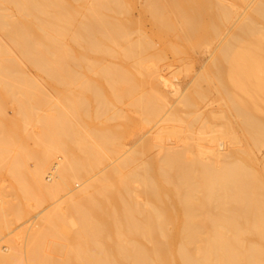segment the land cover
I'll return each instance as SVG.
<instances>
[{
  "label": "bare ground",
  "instance_id": "obj_1",
  "mask_svg": "<svg viewBox=\"0 0 264 264\" xmlns=\"http://www.w3.org/2000/svg\"><path fill=\"white\" fill-rule=\"evenodd\" d=\"M132 1L0 0V97L19 116L0 145L23 153L29 134L41 148L25 157L38 160L31 183L10 165L24 199L40 207L122 155L53 203L22 246H1L0 264H264V0L236 21L237 0H141L139 19L173 57L233 27L185 88L157 70ZM127 111L157 127L136 150ZM50 151L63 157L53 179Z\"/></svg>",
  "mask_w": 264,
  "mask_h": 264
},
{
  "label": "rangeland",
  "instance_id": "obj_2",
  "mask_svg": "<svg viewBox=\"0 0 264 264\" xmlns=\"http://www.w3.org/2000/svg\"><path fill=\"white\" fill-rule=\"evenodd\" d=\"M134 1V2H133ZM132 2V10H133V13H132V15L134 16L133 17V19L135 20V22H137V20H139V21H141V20H143V21H145L144 22V26L146 25V27H144V26H142L143 24H142V22H141V24L142 25H140V26H142V28H143V30H144V32L146 33V32H148L147 34H148V36H149V38H150V41L152 42V44L153 45H155V44H157L158 45V47H157V45H155V46H153L154 48H153V51L155 52V55H154V59H157V58H159L160 59V61H161V58H162V55H164L165 53V55L166 56H163V58H164V60L162 61V62H160L158 59L156 60L160 65L159 66H161L160 68H157V70H162L163 72H161V70L159 71V73L160 74H162V75H164L166 78H168V79H174L175 78V76L177 77V79L181 82V83H183V84H181V86L183 87V88H185L186 86H188L190 83H191V81H192V79H193V81H194V78H195V75H196V77L198 76L196 73H198L199 75H200V73L199 72H203V70L202 69H205V68H203V66L204 67H206V64H209V62H211V60H212V54L214 53V51H215V53H216V46L218 45H221V44H218V42L220 43V41H221V43H222V39L226 36V34H228L230 31H229V28H231L230 26H229V28H227V27H225L226 28V31L224 30V34H225V32H226V34L224 35L223 33L221 34V38L219 37L218 39H215V40H213V41H215V42H213V41H211V44L209 43V44H207V45H205V46H203V47H201V48H199L198 50H199V52H196L197 51V49L196 50H191V51H188L187 53L189 54V57H187L188 56V54L187 53H184L183 55L182 54H180V56H178L177 54H175L174 53V56H178V57H173L172 56V54H171V52L169 51L168 52V48H163V42L162 43H158V41H160V39L158 38V36L157 35H154L155 36V38H154V36H152V32L151 31H149V30H154V26H153V24L151 25V23H150V20H147V22H146V20H144V18H142L141 20L139 19V17L141 18L142 17V15L140 16V11L142 10V1L141 0H133ZM138 1V2H137ZM238 1H239V3H238ZM245 2H246V0H244ZM244 1H240V0H237V2H236V4L238 5L236 8L239 10V9H241V11H242V9H243V12L246 10V11H248V7H249V5L252 3V2H254V1H252L251 3L249 2L250 0H248L247 2L249 3V4H247V2H246V4H245V2ZM242 2V3H241ZM244 2V3H243ZM138 3H140V5L138 4ZM138 4V5H137ZM245 5V6H244ZM248 5V6H247ZM239 6H241V7H239ZM251 6V5H250ZM247 7V8H246ZM235 8V9H236ZM233 10V12H232V14H231V16L233 17L232 19H233V21H236V19L240 16V15H238V13H240V14H242L243 12H240V10L236 13V11L237 10ZM139 12H138V11ZM232 11V10H231ZM235 11V12H234ZM139 13V14H138ZM141 13H142V11H141ZM233 13H235V14H237V17H236V15L235 14H233ZM236 18H235V17ZM138 17V19H135V18H137ZM149 21V22H148ZM136 27H137V25H136ZM135 27V29L137 30L138 28H139V26L136 28ZM141 27H140V29H142ZM224 28V29H225ZM149 29V30H148ZM232 29H233V27L231 28V31H232ZM143 30H142V32H143ZM228 30V31H227ZM138 31V30H137ZM137 31H135L136 33L134 34L135 36H134V38L136 39V38H138V36H136V34H138L139 32H137ZM154 32V31H153ZM155 34V33H154ZM159 39H157V38ZM223 37V38H222ZM154 38V39H153ZM151 39H153V40H151ZM220 39V40H219ZM158 40V41H157ZM218 40V41H217ZM153 41L155 42V43H153ZM157 41V42H156ZM212 42H213V44H212ZM216 42H217V45H216ZM163 46H162V45ZM211 46H212V48H211ZM157 47V48H156ZM204 47H205V49H204ZM208 47V48H207ZM159 48V49H158ZM217 48H219V47H217ZM163 49V50H162ZM164 49H166L167 50V52L169 53H167V52H165V50ZM160 50H162V51H164L165 53H163L161 56H158V55H160V54H157L156 53V51H158V52H161L162 53V51H160ZM218 50V49H217ZM212 51H213V53H212ZM194 54H192V53ZM210 53V54H209ZM170 54H171V56H170ZM185 54L187 55V56H185ZM197 54V55H196ZM182 55V56H181ZM210 55V56H209ZM215 55V54H214ZM157 57V58H156ZM168 57V58H167ZM181 57V58H180ZM153 59V60H154ZM166 59H168V60H166ZM176 59V60H175ZM180 59V60H179ZM193 61H192V60ZM210 59V60H209ZM152 60V61H153ZM166 60V61H165ZM177 60H178V63L179 64H176L177 63ZM190 60V61H189ZM207 60H209V61H207ZM165 61V62H164ZM168 61V62H167ZM172 61V62H171ZM182 61V62H181ZM197 61V62H196ZM153 62H155V61H153ZM151 63V61H150V63L151 64H154V63ZM175 62V63H174ZM191 62V63H190ZM193 62V63H192ZM208 62V63H207ZM156 63V62H155ZM162 63V64H161ZM168 63H169V65H171V66H169L168 65ZM171 63V64H170ZM186 64V65H185ZM198 64V65H197ZM155 65V64H154ZM163 65H165V66H163ZM173 65V66H172ZM177 65V66H176ZM184 65V66H183ZM192 65H194V66H192ZM158 66V64L155 66V67H157ZM169 67L168 69V71L170 72H168V71H166L167 70V67ZM175 66V67H174ZM182 66V67H181ZM191 66V67H190ZM163 67V68H162ZM188 67H190V68H188ZM171 68V69H170ZM182 68V69H181ZM194 68H195V70H194ZM172 70V71H171ZM174 70V71H173ZM200 70V71H199ZM166 71V72H165ZM165 72V73H164ZM173 74H172V73ZM177 72H179V73H181V74H177ZM183 72V73H182ZM190 72V73H189ZM193 72V73H192ZM175 73L177 74V75H175ZM189 73V74H188ZM172 76H173V78H172ZM180 76V77H179ZM170 77V78H169ZM183 78V79H182ZM170 79V80H171ZM196 79V78H195ZM192 81V82H193ZM52 97V96H51ZM1 98H3L2 100H0V108L2 107V111L0 110V114H1V112L3 113V114H6V115H3V116H0V126L2 127V129L4 128V127H6V126H11L12 124L10 123V122H13V120L15 121V119L17 120V119H19L18 117H17V113H16V111H17V107H16V105H15V103L16 102H14L12 105H10V103H12V102H9L10 100H12V99H10V98H7V99H5V97H0V99ZM49 98V97H48ZM47 98V99H48ZM54 98V102H56V98L55 97H53ZM52 98V99H53ZM46 99V98H45ZM45 99H43L44 100V102H47ZM4 100V101H3ZM7 100V101H6ZM9 100V101H8ZM2 101V102H1ZM13 101H14V99H13ZM18 101V100H17ZM48 101H49V99H48ZM58 101H59V103H60V100L58 99ZM5 102H7V104L5 103ZM54 102L52 101V103L54 104ZM51 103V104H52ZM6 106H5V105ZM10 106H9V105ZM50 104V103H49ZM57 104H58V102H57ZM3 105V106H2ZM8 105V106H7ZM215 105V106H214ZM212 106V105H211ZM211 106H210V108H211ZM216 104H213V108L212 109H214V108H216ZM9 107H10V110H9ZM13 107V108H12ZM4 108H5V112H4ZM209 107H208V109H210ZM8 112V113H7ZM130 112V111H129ZM128 111H127V113H128V115L131 117V119L133 118V120H136L137 121V124H136V121H134L135 122V124H136V128L134 127V129H133V131H131V135L129 136V138L126 140V151H128L130 148H131V150H136L137 148H138V146H141L142 145V143L144 142V139H147V138H149L150 136H151V134L154 132V128L156 129L157 127L154 125V124H152V125H147V124H145V123H140L139 122V120H140V118H139V114H137L136 112H132L133 114H131V113H129ZM126 113V112H125ZM136 113V114H135ZM2 115V114H1ZM136 115V116H135ZM138 115V116H137ZM16 116V117H15ZM7 119H6V118ZM11 117V120L12 121H10V118ZM12 117H14V119L12 118ZM138 117V118H137ZM135 118V119H134ZM6 119V120H5ZM9 119V120H8ZM139 119V120H138ZM10 121V122H9ZM138 122H139V124H138ZM143 122V121H142ZM7 124V125H5V124ZM10 123V124H9ZM3 125V126H2ZM153 125L155 126L154 128H153ZM31 126H29L28 127V129L29 130H27L26 132L24 131V133L22 132V130L20 131L21 133H23V136H24V134L25 133H30L31 131H30V128ZM4 129H7L8 130V128L6 127V128H4ZM3 129V130H4ZM150 129V130H149ZM151 129H153V131L151 130ZM140 130V131H139ZM149 130V131H148ZM30 131V132H29ZM19 132V133H20ZM148 132H151V134H150V136H149V133ZM20 133V136H22V134ZM148 134V136H146ZM14 135V134H13ZM31 135V134H30ZM19 136V135H18ZM27 136V139H24L25 137H23V139L24 140H27L26 142H24V144H26L27 142V144H29V148L31 149V150H29V148H26V147H24V148H26V149H28L27 151H26V149L24 150V152L22 153L21 152V149L20 148H18V146H20V143H18L17 141H16V143H10V144H17V145H11L10 146V144H8L10 147H11V150H10V147L8 148V147H6L7 146V144H6V146L4 145V146H1V145H3V144H1L0 146H1V148H0V155H1V157H0V200H1V203H0V206L2 205V207H3V205H4V207L3 208H1L0 207V247L2 246V247H4L5 245L7 246V244L6 243H8L9 241H14V243H18L17 245L18 246H22L23 245V241H24V239H25V237L27 236V231L30 229L31 231H33L36 227H37V225L39 224V221H40V219H41V217H42V215L43 214H45L47 211H50L52 208H53V206H52V204L53 203H55L56 202V204H57V201H59L60 202V200H58V199H62V197H63V199H64V197L65 196H69V195H71L72 193H73V190L75 189L76 191H79L78 189V187L81 185V187H82V185L83 184H81L82 182H84V181H87L86 179H90V178H92L93 177V175H94V177L96 176V175H98V174H100V170L101 171H103L104 172V170L105 171H107L109 168H111L113 165H115L116 164V162H117V160H116V158L117 157H115V158H113V160H110V161H108L106 164L107 165H105V166H102V167H99L98 169H95V171L94 172H92V174H90V175H88V176H85L83 179H82V181L80 182V181H78V183H77V181L76 180H73L74 181V184L73 183H71V186H72V188H67V189H65L63 192H61L59 195H58V198H53V199H50L49 198V200L47 199V201L46 202H44V204L42 205V206H40V207H37V200H35V198H31V199H24V197H23V194H22V191H21V188H20V183H27V182H30L31 183V176H30V173H28V172H31L33 169H34V166H36V162H38V160L36 161V160H34V159H36V158H34L36 155H37V152L36 151H40V147H37L38 146V144H33L34 142L36 143L37 141H36V139L35 138H33L32 139V137H34V135H31V136H29V134L28 135H26ZM143 136H145V137H143ZM28 137H31V139L30 138H28ZM147 137V138H146ZM139 138V139H138ZM144 138V139H143ZM22 139V140H23ZM28 139H30V140H34L33 142L32 141H30V140H28ZM140 140V141H139ZM148 140V139H147ZM139 141V142H138ZM141 141H142V143H141ZM138 142V143H137ZM27 144L25 145V146H27ZM133 144V145H132ZM140 144V145H139ZM34 145H37L36 147L38 148V149H36V147L34 146ZM134 145H136L135 147H136V149H135V147L133 148V147H131V146H134ZM4 148V150H2L3 148ZM17 147V148H16ZM21 147V146H20ZM23 147V146H22ZM127 147H129V149L127 148ZM8 150H7V149ZM133 148V149H132ZM18 149V150H17ZM19 149H20V151H19ZM36 152V155H35V152ZM45 150V149H44ZM44 150H41V151H44ZM47 150H49V149H47ZM47 150H45V152H47ZM10 151V152H9ZM11 151H14V152H11ZM17 151V152H16ZM29 151V152H28ZM32 151V152H31ZM8 153V156H6L7 154H5V153ZM19 152V153H18ZM27 152H28V154H27ZM2 153H3V155H2ZM10 153V154H9ZM32 153H34L33 155H34V157L32 156V157H30L31 159H29V158H26L25 159V157H27L29 154H32ZM25 154H26V156H25ZM42 154H44V152L42 153ZM47 154H54L53 152H51L50 151V153H47ZM263 154L264 153H262L260 156L262 157V158H264L263 157ZM11 155V156H10ZM23 155V156H22ZM46 155V154H45ZM14 156H15V158L17 159H15L14 158ZM21 156L24 158V159H22L21 158ZM60 155H58V154H56V155H52V156H47V159L49 158L50 159V157H52V159H50V161L51 162H47V161H49V159L47 160L46 158H45V161L44 162H47V164H49V165H47V167H45V168H43L44 170H45V172H46V174H45V177L46 178H48L50 175L49 174H54L53 172H51L52 170L50 169V168H52L53 167V165L55 164V163H60V161H61V158H63L62 157V155L59 157ZM122 155H120V156H118V158L117 159H119L120 157H121ZM56 157V158H55ZM57 157H58V160H57ZM33 159V160H32ZM112 159V158H111ZM6 162H5V161ZM13 160H16V162L18 161L19 163H17L18 164V166H19V164L21 163L22 164V166L26 169V170H28V171H26V174L25 175H21V177H20V183L18 182V180H16L17 178H15V176L14 177H12L11 178V173H10V171H9V169L10 168H12V166L10 167V165H13L14 163H16L15 161H14V163H12L13 162ZM60 160V161H59ZM116 160V161H115ZM2 161V162H1ZM34 161H36V162H34ZM54 161V162H53ZM56 161V162H55ZM119 161V160H118ZM5 162V163H4ZM113 162V163H112ZM115 162V163H114ZM12 163V164H11ZM36 163V164H35ZM53 163V164H52ZM8 164V165H7ZM16 164V165H17ZM52 164V165H51ZM113 164V165H112ZM44 165V164H43ZM109 165H112V166H109ZM15 166V165H14ZM22 166L20 165V167L22 168ZM44 166H46V164L44 165ZM43 166V167H44ZM48 166H49V168H48ZM109 166V167H108ZM17 167V166H16ZM15 168V167H14ZM16 169V168H15ZM50 169V170H49ZM9 171V172H8ZM10 174V175H9ZM101 175V174H100ZM52 177V176H51ZM51 177H49L48 179H53V178H51ZM72 181V180H71ZM76 181V182H75ZM77 188V189H76ZM81 189V188H80ZM74 190V191H75ZM6 193H5V192ZM4 192V193H3ZM10 194V195H9ZM7 195V196H6ZM9 196V197H8ZM11 196V197H10ZM7 198L8 197V199L6 200V202L8 201V203H10L9 205L4 201L5 199H2V198ZM11 198V199H10ZM11 200H12V202H11ZM3 201H4V204H3ZM36 201V202H35ZM6 204V205H5ZM8 206V207H7ZM1 209H2V211H1ZM2 224V225H1ZM3 229V230H2ZM2 230V231H1ZM30 231V232H31ZM21 238V239H20ZM12 239V240H11ZM49 241H51V239H49ZM53 241V240H52ZM57 258H62V256H56Z\"/></svg>",
  "mask_w": 264,
  "mask_h": 264
}]
</instances>
